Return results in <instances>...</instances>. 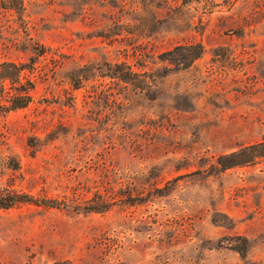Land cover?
Segmentation results:
<instances>
[{
  "label": "rangeland",
  "instance_id": "1",
  "mask_svg": "<svg viewBox=\"0 0 264 264\" xmlns=\"http://www.w3.org/2000/svg\"><path fill=\"white\" fill-rule=\"evenodd\" d=\"M4 63L0 264H264V0H0Z\"/></svg>",
  "mask_w": 264,
  "mask_h": 264
},
{
  "label": "trees",
  "instance_id": "2",
  "mask_svg": "<svg viewBox=\"0 0 264 264\" xmlns=\"http://www.w3.org/2000/svg\"><path fill=\"white\" fill-rule=\"evenodd\" d=\"M2 7L8 10L21 11L24 7V0H2ZM197 48V47H196ZM194 48L192 47H177L172 51H169L161 55L160 60L162 62H168L173 64L174 62L179 63L178 66H188V63L194 61L201 57L203 54V48L199 46V51L197 55L184 54L182 57L183 61L179 60V52L190 51ZM194 56V57H193ZM178 60V61H177ZM182 64V65H181ZM25 68L23 66L17 65L15 63H4L1 65L0 71V85L5 81L18 82L22 78V73ZM11 72V73H9ZM32 100L30 91L22 90L20 93L13 95V97L8 101L10 105L5 107L7 112H11L17 109L26 108ZM260 160H264V140L253 144L251 146L245 147L237 152L231 153L229 155L221 156L218 159V165L222 170H228L236 167H242L246 165L254 164ZM24 197V196H23ZM21 197L17 195H11L10 193L6 197H0V209H10L18 204L27 203L28 201H23L22 199L28 197Z\"/></svg>",
  "mask_w": 264,
  "mask_h": 264
}]
</instances>
